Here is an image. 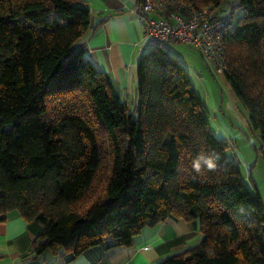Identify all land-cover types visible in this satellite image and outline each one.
Segmentation results:
<instances>
[{
  "label": "trees",
  "instance_id": "16d2710c",
  "mask_svg": "<svg viewBox=\"0 0 264 264\" xmlns=\"http://www.w3.org/2000/svg\"><path fill=\"white\" fill-rule=\"evenodd\" d=\"M222 2L224 74L264 156V0H202ZM92 18L84 0H0V221L16 210L41 227L36 254L75 256L129 247L168 217L198 219L201 242L158 264H264V199L186 64L149 42L130 106L75 47ZM198 157L214 167L196 171Z\"/></svg>",
  "mask_w": 264,
  "mask_h": 264
},
{
  "label": "crops",
  "instance_id": "0c3cea01",
  "mask_svg": "<svg viewBox=\"0 0 264 264\" xmlns=\"http://www.w3.org/2000/svg\"><path fill=\"white\" fill-rule=\"evenodd\" d=\"M84 1L92 11V24L76 41L75 47L84 48L85 57L108 73L121 96L132 106L136 98L138 63L149 49L140 22L139 0ZM151 17L158 16L151 14ZM170 48L173 50L171 43ZM174 52L184 62L185 55L178 50ZM230 95L233 103L240 101L233 91ZM245 120L248 124L247 117ZM244 177L250 183V177ZM40 231L38 223L28 222L16 210L10 211L6 219L0 221V264H158L198 245L203 238L198 219L187 221L168 217L144 227L129 247L99 244L75 256L63 249L47 250L38 255L35 240ZM110 240L108 237L107 242Z\"/></svg>",
  "mask_w": 264,
  "mask_h": 264
},
{
  "label": "built area",
  "instance_id": "2783aa9c",
  "mask_svg": "<svg viewBox=\"0 0 264 264\" xmlns=\"http://www.w3.org/2000/svg\"><path fill=\"white\" fill-rule=\"evenodd\" d=\"M231 17V7L224 2L214 6L202 0H142L140 6L143 33L151 44H188L199 50L216 75L224 74L222 38Z\"/></svg>",
  "mask_w": 264,
  "mask_h": 264
},
{
  "label": "rangeland",
  "instance_id": "374dc122",
  "mask_svg": "<svg viewBox=\"0 0 264 264\" xmlns=\"http://www.w3.org/2000/svg\"><path fill=\"white\" fill-rule=\"evenodd\" d=\"M236 14H241V9L238 8ZM171 47L173 54L178 50L185 55L184 62L194 86L206 101L211 128L218 136L229 141V155L240 159L243 175L248 178L252 175L264 199V156L259 151L261 147L259 132L250 126L248 120L247 124L245 118L248 119V114L242 103L232 102L230 97L232 91L225 74L216 75L198 49L183 42H172Z\"/></svg>",
  "mask_w": 264,
  "mask_h": 264
},
{
  "label": "clouds",
  "instance_id": "9594fccd",
  "mask_svg": "<svg viewBox=\"0 0 264 264\" xmlns=\"http://www.w3.org/2000/svg\"><path fill=\"white\" fill-rule=\"evenodd\" d=\"M201 160L204 161V163L207 164V167L208 168H212L214 167V164H213V161L211 158H203V157H198L194 162H193V168L196 170V171H199L200 168H201Z\"/></svg>",
  "mask_w": 264,
  "mask_h": 264
}]
</instances>
